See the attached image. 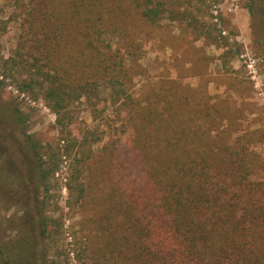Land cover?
<instances>
[{"label": "trees", "instance_id": "trees-1", "mask_svg": "<svg viewBox=\"0 0 264 264\" xmlns=\"http://www.w3.org/2000/svg\"><path fill=\"white\" fill-rule=\"evenodd\" d=\"M16 1L9 12L0 5V82L15 77L21 92L40 91L60 134L56 145L28 136L37 186L48 190L68 161L70 193L101 201L100 179L116 176L107 210L89 220L97 239L82 248V264H264V158L254 149L264 129L239 128L235 103L191 88L181 71L136 81L148 68L140 28L184 23L187 0ZM11 22L18 36L5 58ZM82 98L94 112L124 113L126 135L102 152L73 134L71 108ZM42 233L48 240L46 219ZM32 238L16 258L0 243V264H54L49 246L37 250Z\"/></svg>", "mask_w": 264, "mask_h": 264}, {"label": "rangeland", "instance_id": "rangeland-1", "mask_svg": "<svg viewBox=\"0 0 264 264\" xmlns=\"http://www.w3.org/2000/svg\"><path fill=\"white\" fill-rule=\"evenodd\" d=\"M15 1L0 0V5L9 12L17 6ZM187 2L189 15L184 23L165 19L150 29L140 28L144 44L141 61L148 68L137 83L144 79L161 81L169 73L181 71L189 76L191 88L204 90L213 101L235 103L241 110L239 128L264 129V0ZM201 27L205 32L198 33ZM17 36L16 24L11 22L2 37L1 54L5 58L14 50ZM224 52L229 54L226 62ZM0 91V243L12 244V256L16 258L19 250L28 248H21L24 237L32 236L37 250L43 243L49 246L54 264H82V248L97 239L98 231L89 220L97 211L107 210V195L116 176L108 172L100 179L95 193L101 201L89 197L83 201L78 191L70 193V168L65 161L50 176L48 190L39 188L38 170L27 139L33 136L42 144L56 145L60 135L56 113L40 91L21 92L15 77L0 82ZM71 109L73 134L87 137L95 151L102 152L113 138L126 135L122 131L123 112L114 113L108 106L94 112L85 98L72 104ZM254 149L264 158V141ZM44 160L49 162V156L44 155ZM45 219L50 227L48 240L42 233Z\"/></svg>", "mask_w": 264, "mask_h": 264}]
</instances>
